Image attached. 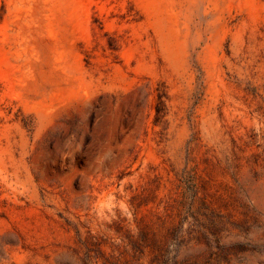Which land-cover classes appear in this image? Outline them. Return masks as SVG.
Segmentation results:
<instances>
[{"label": "rangeland", "instance_id": "rangeland-1", "mask_svg": "<svg viewBox=\"0 0 264 264\" xmlns=\"http://www.w3.org/2000/svg\"><path fill=\"white\" fill-rule=\"evenodd\" d=\"M0 264H264V0H0Z\"/></svg>", "mask_w": 264, "mask_h": 264}, {"label": "clouds", "instance_id": "clouds-1", "mask_svg": "<svg viewBox=\"0 0 264 264\" xmlns=\"http://www.w3.org/2000/svg\"><path fill=\"white\" fill-rule=\"evenodd\" d=\"M260 125L257 123L256 131L259 132ZM95 216L100 221L111 223L119 215L129 221L133 219L134 209L125 199L116 194H108L104 199H97L92 205Z\"/></svg>", "mask_w": 264, "mask_h": 264}]
</instances>
